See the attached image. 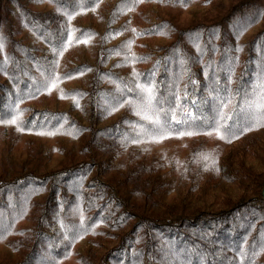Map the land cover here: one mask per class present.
<instances>
[{"label":"trees","instance_id":"16d2710c","mask_svg":"<svg viewBox=\"0 0 264 264\" xmlns=\"http://www.w3.org/2000/svg\"><path fill=\"white\" fill-rule=\"evenodd\" d=\"M0 264H264V0H0Z\"/></svg>","mask_w":264,"mask_h":264},{"label":"snow or ice","instance_id":"6c2138e0","mask_svg":"<svg viewBox=\"0 0 264 264\" xmlns=\"http://www.w3.org/2000/svg\"><path fill=\"white\" fill-rule=\"evenodd\" d=\"M55 86V85H54ZM16 121L15 120H13V121H10V123H15Z\"/></svg>","mask_w":264,"mask_h":264}]
</instances>
